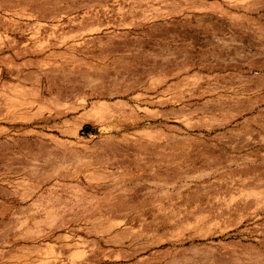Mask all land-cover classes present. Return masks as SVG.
<instances>
[{"label":"rangeland","instance_id":"374dc122","mask_svg":"<svg viewBox=\"0 0 264 264\" xmlns=\"http://www.w3.org/2000/svg\"><path fill=\"white\" fill-rule=\"evenodd\" d=\"M0 264H264V0H0Z\"/></svg>","mask_w":264,"mask_h":264},{"label":"water","instance_id":"95a60500","mask_svg":"<svg viewBox=\"0 0 264 264\" xmlns=\"http://www.w3.org/2000/svg\"><path fill=\"white\" fill-rule=\"evenodd\" d=\"M85 129H88V126H86Z\"/></svg>","mask_w":264,"mask_h":264}]
</instances>
